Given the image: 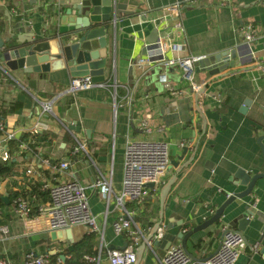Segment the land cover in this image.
Returning a JSON list of instances; mask_svg holds the SVG:
<instances>
[{"label":"crops","instance_id":"0c3cea01","mask_svg":"<svg viewBox=\"0 0 264 264\" xmlns=\"http://www.w3.org/2000/svg\"><path fill=\"white\" fill-rule=\"evenodd\" d=\"M119 1L124 9L110 38L103 86L95 84L70 90L73 77L66 67L39 73L17 70L11 77L0 71V105L9 110L0 119L4 124L0 144H5L3 139L7 133L14 132L15 138L29 133L24 139L26 148L20 149L18 145L11 154L12 160H0L5 165L15 161L10 175H0V196H7V200L0 198V226L8 227V233L0 236V256H8L15 264L27 250L38 254L63 253L89 232L85 226L75 225L71 228L72 243L52 240L50 231L29 230L24 219L14 211L13 199L21 196L27 202L30 215L36 217L38 206L50 199L49 193L43 192L47 189H42V184L70 180L86 187L98 227L94 231L97 254L86 255L89 258H84L85 263L110 264L109 250L120 249L128 240L124 235H117L112 227L117 217L113 195L122 189L127 140H164L168 144L169 160L187 147L180 163L189 158L199 141L195 159L178 174L165 200L162 225L165 227L168 223V232L174 234L197 227L228 196L245 189L235 177L237 169L251 176L264 173V0ZM175 3L180 4L179 13L167 11ZM53 6L60 7L57 0H0V36H8V16L14 30L22 26L23 31L54 32ZM177 22L182 24L181 29L175 27ZM154 26L160 29L158 39L175 45L165 54L166 59H173V64L150 59L152 50L146 39ZM248 28L254 35L251 43L254 56L263 62H252L240 55L247 52L244 34ZM232 49H238L233 68H225L208 78L207 70L193 69V83L198 86L193 91L177 60ZM139 58L146 61L143 66L136 65ZM162 73L169 85L181 92L173 95L167 90L159 80ZM126 88L131 91L130 105L125 99ZM195 93L199 95L198 105L207 123L204 135L194 106ZM246 100L249 106L240 112ZM47 104L51 105L50 111L44 112ZM140 120L147 121L150 132L140 129ZM73 122L79 132L68 128ZM35 125L37 131L32 132ZM35 133L40 135L31 137ZM259 137H262V147ZM29 141L37 146L36 153L28 146ZM77 141L84 144V151L74 153ZM181 142L185 146H180ZM20 151L23 152L17 156ZM43 159L50 162L67 159L69 169L57 172L43 165ZM29 163L34 164L36 177L24 174ZM173 173L175 168L171 165L165 180ZM100 175L111 182L113 195L109 201L99 187H91ZM159 189L141 204L126 203L127 208L136 209L135 222L145 235L159 217ZM248 202L254 221L243 232L245 246L234 264H264V176L256 180L249 195L236 199L220 220L189 235L188 253L202 259L216 251L221 241L220 227L230 225L234 210H242ZM255 243L258 252L250 249ZM171 245H180V241ZM166 250L165 245L147 246L138 264H159ZM65 257L69 255L61 259V264Z\"/></svg>","mask_w":264,"mask_h":264},{"label":"built area","instance_id":"2783aa9c","mask_svg":"<svg viewBox=\"0 0 264 264\" xmlns=\"http://www.w3.org/2000/svg\"><path fill=\"white\" fill-rule=\"evenodd\" d=\"M167 11L171 13H179L180 4L175 3L168 6ZM175 27L182 28V24L177 22ZM254 35L250 28L244 34L245 49L241 57L253 59L255 62H263V59L254 56V47L251 44ZM154 46L149 49L152 53L149 55L152 61L164 63L165 65L173 64V59H166L165 54L168 50L174 49L175 45L165 39H157ZM204 56H190L178 59L177 63L183 69L184 78L189 81L190 88L197 91L198 86L193 83V63ZM146 61L138 59L135 63L143 66ZM160 82L173 95L181 91L174 89L168 83L165 74L159 75ZM101 85L104 83H92L89 76L73 77L70 81V90L86 89L92 85ZM115 88V86H114ZM113 96L116 97L114 90ZM125 99L130 105L131 91L126 88ZM50 104L44 106V112L50 111ZM37 125L33 127L32 132L37 131ZM139 127L145 132H150L146 120H140ZM4 129V124L0 120V130ZM15 138V133H7L3 139L4 145L0 144V160L10 161L12 155L7 148L8 140ZM26 141H20V149L26 148ZM180 146H185L183 142ZM84 151V144L77 141L73 148L74 153ZM23 151L17 153L19 156ZM16 154V153H15ZM16 156V157H17ZM43 165L57 172H63L69 169L70 162L67 159L51 163L48 159L42 160ZM171 168L168 154V144L164 140H127L123 161V179L122 189L118 195H113L111 182L103 177L98 176L91 183V187L101 189L105 199L109 201L113 195L116 198L117 217L112 223L114 232L117 235H124L128 240L123 249H111L108 252V261L110 264H133L135 261V248L145 239L144 232L135 222L136 209L126 207L128 202H136L141 204L163 185L166 175ZM26 176L36 177L38 175L34 164L29 165L23 170ZM153 183V187L147 186ZM42 189L49 192V201L38 206L36 217L30 215L26 200L21 196H15L13 199L14 211L19 214L25 221L29 230L34 231H57L65 228H72L75 225H83L90 232L97 231L98 227L95 217L92 215L89 206V196L86 187L77 180L59 182L55 184L43 183ZM221 241L211 255L196 259L189 255L180 245H171L165 251L163 257L158 260L159 264H234L245 246L243 235L237 229L230 225H222L220 227ZM8 233L6 225L0 226V236ZM164 233L163 227L157 228L153 239L159 240ZM152 241H147V246L151 247ZM253 252H258L257 243L250 246ZM89 258V257H86ZM61 257L56 261L51 259L48 253L38 254L34 250H27L18 264H61ZM0 264H15L8 256H0Z\"/></svg>","mask_w":264,"mask_h":264},{"label":"water","instance_id":"95a60500","mask_svg":"<svg viewBox=\"0 0 264 264\" xmlns=\"http://www.w3.org/2000/svg\"><path fill=\"white\" fill-rule=\"evenodd\" d=\"M60 7L53 6L52 11L55 15L51 20H55L56 29L54 32L41 33L35 31L14 30L13 24L8 16L7 37L0 36V71L11 77L12 72L21 70L23 73L46 72L50 69L66 67L71 77L89 76L92 83H103L106 80L105 68L110 55V38L113 37V30L116 22L121 18L124 4L119 0H57ZM124 14V13H123ZM129 14L125 13L124 15ZM6 15L8 12L6 11ZM160 29L154 26L147 39L150 46H154L158 39ZM238 55V49L223 51L214 55L205 56L193 63V69L207 70V78L219 73L225 68H233L234 59ZM241 55V53H240ZM254 61L253 59L251 60ZM241 64V63H240ZM195 110L201 118V134L206 132V119L201 112L198 100V93L194 94ZM249 106L246 100L243 102L240 112H244ZM70 130L79 132V127L75 123L68 125ZM262 137L258 138L261 144ZM199 141L196 142L189 158L184 162V155L187 147L182 148V152L175 159L170 160L171 165L175 168V173L168 177L159 189V217L153 223L145 239L135 248V261L138 264L145 248L147 241H152L154 246H169L174 241H180L181 247L188 253L186 240L194 231L211 225L220 220L225 210L233 207L236 199H243L250 194L256 180L264 176V173L251 176L243 169H237L235 177L239 179V184L245 186L243 191L233 193L215 210L214 214L197 227L188 232L179 231L176 234L168 232L170 225L165 227L163 223V212L166 197L177 181L178 174L189 167L196 157ZM152 188L153 183H148ZM2 200H7L6 195L0 196ZM249 202L243 206L242 210H234L230 226L236 228L243 235L246 227L254 221L252 211L249 209ZM233 214V213H232ZM163 226V236L161 239H153L157 228ZM52 240H62L72 243L73 233L70 227L63 230L50 231ZM245 240V236L243 235ZM121 247V249H123ZM189 254V253H188ZM190 255V254H189ZM64 258L63 255L60 256Z\"/></svg>","mask_w":264,"mask_h":264},{"label":"trees","instance_id":"16d2710c","mask_svg":"<svg viewBox=\"0 0 264 264\" xmlns=\"http://www.w3.org/2000/svg\"><path fill=\"white\" fill-rule=\"evenodd\" d=\"M71 100L68 102L70 103ZM9 112L8 108H2L0 105V119L4 118L5 115ZM39 136V133H35L32 134L31 137H35V136ZM42 135H45V133H43ZM27 136H29V133H22L19 137L17 138H13L10 139L7 146L9 147V151L11 154H13V152L18 148V145L20 143V141H23ZM33 139V138H32ZM28 146L36 153V145L34 143H31L29 141ZM22 158V157H20ZM59 161V159H58ZM57 160H52V164L53 163H57ZM15 163V161H11L9 165H5L3 162L0 163V175L1 176H8L11 174L12 172V165ZM34 191L36 189V186L33 187ZM44 193H49L47 190L43 191ZM0 202L2 203V200H0ZM96 233H94V231L92 232H88L87 234H85V236L77 243H73L72 245H70L65 252L63 253H58V254H54L51 255V257L53 258L54 261H56L57 258L60 257V255H69V258L64 259L63 263L64 264H87L85 263L84 258H86V255L89 256H93L95 254H97V251L95 249L96 246Z\"/></svg>","mask_w":264,"mask_h":264},{"label":"rangeland","instance_id":"374dc122","mask_svg":"<svg viewBox=\"0 0 264 264\" xmlns=\"http://www.w3.org/2000/svg\"><path fill=\"white\" fill-rule=\"evenodd\" d=\"M169 152V151H168ZM160 188V187H159Z\"/></svg>","mask_w":264,"mask_h":264}]
</instances>
